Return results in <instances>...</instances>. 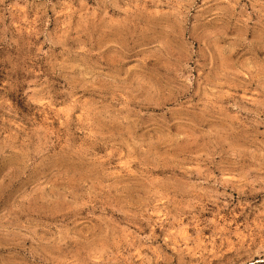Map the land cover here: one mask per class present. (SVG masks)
Returning a JSON list of instances; mask_svg holds the SVG:
<instances>
[{
	"label": "rangeland",
	"instance_id": "rangeland-1",
	"mask_svg": "<svg viewBox=\"0 0 264 264\" xmlns=\"http://www.w3.org/2000/svg\"><path fill=\"white\" fill-rule=\"evenodd\" d=\"M0 264H264V0H0Z\"/></svg>",
	"mask_w": 264,
	"mask_h": 264
}]
</instances>
